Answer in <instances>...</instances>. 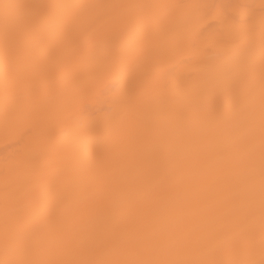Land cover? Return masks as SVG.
I'll return each instance as SVG.
<instances>
[{
	"label": "bare ground",
	"instance_id": "obj_1",
	"mask_svg": "<svg viewBox=\"0 0 264 264\" xmlns=\"http://www.w3.org/2000/svg\"><path fill=\"white\" fill-rule=\"evenodd\" d=\"M0 264H264V0H7Z\"/></svg>",
	"mask_w": 264,
	"mask_h": 264
},
{
	"label": "snow or ice",
	"instance_id": "obj_2",
	"mask_svg": "<svg viewBox=\"0 0 264 264\" xmlns=\"http://www.w3.org/2000/svg\"><path fill=\"white\" fill-rule=\"evenodd\" d=\"M14 8L15 5L8 3L7 0H0V10H6L10 13V10Z\"/></svg>",
	"mask_w": 264,
	"mask_h": 264
}]
</instances>
